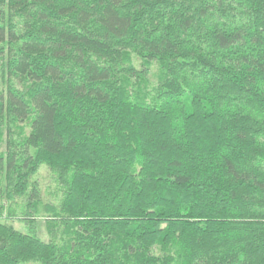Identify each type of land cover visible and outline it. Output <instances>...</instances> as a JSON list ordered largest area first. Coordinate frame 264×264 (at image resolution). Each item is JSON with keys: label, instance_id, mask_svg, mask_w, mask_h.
Listing matches in <instances>:
<instances>
[{"label": "trees", "instance_id": "obj_1", "mask_svg": "<svg viewBox=\"0 0 264 264\" xmlns=\"http://www.w3.org/2000/svg\"><path fill=\"white\" fill-rule=\"evenodd\" d=\"M26 262L264 264V0H0V264Z\"/></svg>", "mask_w": 264, "mask_h": 264}, {"label": "rangeland", "instance_id": "obj_2", "mask_svg": "<svg viewBox=\"0 0 264 264\" xmlns=\"http://www.w3.org/2000/svg\"><path fill=\"white\" fill-rule=\"evenodd\" d=\"M39 178H40L41 185L44 188V192H43L44 199H47L48 196H47V194H46L47 192L45 190L50 188V187L54 188V184L52 182L53 181L52 176L46 170L45 166L41 167V170L39 173ZM7 225H11L16 230L26 233V227L16 220H14L12 222H10V221L7 222ZM36 229L38 232V237L42 241H47V234H46V230H45V225L42 221H40V220L37 221ZM22 264H40V263L39 262H26V263H22Z\"/></svg>", "mask_w": 264, "mask_h": 264}]
</instances>
